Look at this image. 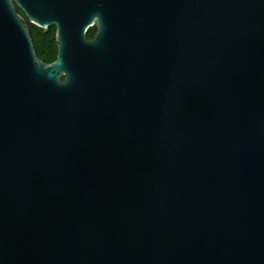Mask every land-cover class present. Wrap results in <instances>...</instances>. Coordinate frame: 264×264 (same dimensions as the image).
Here are the masks:
<instances>
[{
    "label": "water",
    "instance_id": "water-1",
    "mask_svg": "<svg viewBox=\"0 0 264 264\" xmlns=\"http://www.w3.org/2000/svg\"><path fill=\"white\" fill-rule=\"evenodd\" d=\"M0 264H264V0H0Z\"/></svg>",
    "mask_w": 264,
    "mask_h": 264
},
{
    "label": "trees",
    "instance_id": "trees-1",
    "mask_svg": "<svg viewBox=\"0 0 264 264\" xmlns=\"http://www.w3.org/2000/svg\"><path fill=\"white\" fill-rule=\"evenodd\" d=\"M37 29L38 32L30 30V37L35 54L42 62H51L56 56L55 27L51 25L46 29ZM95 30V27L89 28L86 32V38H92Z\"/></svg>",
    "mask_w": 264,
    "mask_h": 264
},
{
    "label": "flooded vegetation",
    "instance_id": "flooded-vegetation-1",
    "mask_svg": "<svg viewBox=\"0 0 264 264\" xmlns=\"http://www.w3.org/2000/svg\"><path fill=\"white\" fill-rule=\"evenodd\" d=\"M15 9H16L17 13L22 17L23 23L25 24L29 34H30V30L38 32L37 28H41V27L36 26L35 24L31 23L30 20L24 15L23 11L19 7H17L16 5H15ZM93 27H95V26H93Z\"/></svg>",
    "mask_w": 264,
    "mask_h": 264
}]
</instances>
